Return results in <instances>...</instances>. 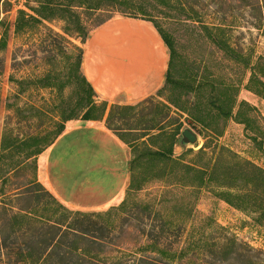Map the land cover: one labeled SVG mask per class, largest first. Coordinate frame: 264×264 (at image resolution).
<instances>
[{
    "label": "trees",
    "instance_id": "obj_1",
    "mask_svg": "<svg viewBox=\"0 0 264 264\" xmlns=\"http://www.w3.org/2000/svg\"><path fill=\"white\" fill-rule=\"evenodd\" d=\"M34 1L37 6L30 7L31 12L18 9L11 23L0 20V51L7 48L11 26L13 34H18L35 29L44 21L58 18L64 22L65 35L75 36L84 43L90 32L111 19L114 12L145 20L155 28L168 54L164 80L155 93L162 95L163 91H166L167 103H163L164 107H173L186 113L191 119H187L191 128L199 129L198 126H201L207 131L205 142L195 154L207 155L206 148L211 140L223 133L230 119L243 124L245 130L249 131V138L264 151V119L256 115L255 106L237 98L246 71L249 76L245 87L264 98V58L258 56L252 60L224 40L221 36L223 27L201 23L204 32L203 43L208 49L206 56L197 63L190 62L189 66L182 67L176 38L169 27L162 25L160 17L181 21L182 16L187 19L190 13L184 8L178 15L168 13L169 6H173L170 0H159L151 5L149 10V7H146L149 3L142 7L141 3L134 0ZM159 3L167 9H159ZM137 5L140 6L139 14L147 18L132 13ZM172 21L169 20L168 23ZM49 30L55 39L65 38L64 35ZM74 48L76 52L66 54L62 65L56 55H50L47 63L49 68L34 80L40 87H56L57 83L54 82H61L60 93L57 95L61 104L65 102L62 91L67 85L70 89L67 102L73 105L72 108L67 111L57 105V119L51 117V131L44 137H19L12 135L9 128L1 134L0 264H108L110 261L112 264H125L127 259H130L132 264H180L197 255L189 251L194 241L187 238L189 248L175 246L173 242L175 244L179 240L182 225H192L194 222L193 201L186 200L185 197L197 194L201 188H208L216 197L232 207L250 212L255 223L264 225V168L249 159L241 158L222 145H217L213 157H208L205 162L184 161L182 156L174 157V148L180 144L182 122L167 129L162 121H152L144 130L157 128V131L153 134H140V138L146 136V139L141 141L142 150L156 161L159 171L157 177L161 179L162 186L154 193L152 204L144 203L141 206L142 214L137 213L133 217L136 224H131L129 228L136 232H132L135 240L131 244H117L114 241V227L97 219L101 216L100 212L67 207L45 189L37 177L25 178L9 189L11 174L23 168L27 162L33 164L37 171V156L59 137L69 120L104 119L109 130L124 143H129L125 138L126 133L123 132H128L134 127L120 131L121 129L113 127L111 120L115 115L125 119L127 114H132L131 111L136 108L135 103L118 105L115 101L109 104L107 100L99 99L82 70L83 48L80 45H74ZM225 67L238 72L236 81L223 78ZM29 80L27 77H15L11 73L8 81L13 88L3 99L0 95V106L3 102L4 108L11 111L15 118H27L36 112L43 113L36 105L21 103L29 88ZM189 98H192L190 104ZM251 122L255 125L252 126ZM185 151L190 152L192 149ZM135 161L136 159L128 160L129 171L134 168ZM134 181V176L131 175L119 208L125 207L132 190L136 188ZM33 185L37 186V189H34ZM175 186L185 189L183 195L173 193ZM41 191L56 202L54 209L39 207ZM25 197H30L36 202L27 208L16 207V210L10 204ZM172 228H175L176 232L172 235L174 237L170 238L169 230ZM169 239L172 243L168 241L167 245ZM216 246L224 259L221 256L210 257L199 261L198 264H224L232 258L242 264H264V260L255 258L249 250L237 243L234 237L224 235L221 243Z\"/></svg>",
    "mask_w": 264,
    "mask_h": 264
},
{
    "label": "rangeland",
    "instance_id": "obj_2",
    "mask_svg": "<svg viewBox=\"0 0 264 264\" xmlns=\"http://www.w3.org/2000/svg\"><path fill=\"white\" fill-rule=\"evenodd\" d=\"M134 1L141 3L142 7L149 3L146 6L147 8L149 7V10L151 5L156 4L159 0ZM170 3L173 6H169L168 9L161 3L158 4V7L161 10L167 9L168 13L174 15L182 13L183 8L190 13L189 18L185 19L182 16L184 20L181 18V21L160 17L162 25L169 27L176 38L180 53L179 61L182 67L189 66L190 62L197 63L198 60L206 56L208 49L205 48L203 43L204 32L201 23L223 27L222 38L251 57L252 60L258 56L264 58V0H170ZM139 5L134 8L132 13L147 18V16L139 14ZM35 6H37V3L34 0H0V20L11 23L18 9H25L31 12L30 7ZM111 15L113 17L124 16V14L119 12H114ZM169 20L173 21L168 23ZM63 26L64 22L58 18L44 21L39 27L18 34H13L11 26L7 48L0 51V95L3 99L12 90L13 85L8 81V76L11 73L15 77H27L30 79L29 88L21 103L27 102L36 105L42 109L43 113L36 112L33 116L30 115L27 118H15L12 116L11 111L4 108L2 102L0 106V137L2 132L5 129L8 130V128L11 130L12 135L19 137L27 138L30 135H42L44 137L51 131V117L57 119V105H61L67 111L72 108L73 105L67 102L70 94V89L67 85L64 86L62 91L65 102L61 104L57 96L60 93L59 85L62 84L61 82L55 81L54 83H57L56 87H40L34 83V80L49 68L47 63L50 55H56L62 65L64 64L62 60L65 59L66 54L76 52L74 45L82 46L83 43L76 39L75 36L65 35ZM48 28L53 33L64 35L65 38L55 39ZM225 63H228V61H225ZM225 69L226 73L223 78L227 81H234L238 72L229 70V67H225ZM200 73H202V70ZM248 76L249 73L246 71L243 75L237 98L238 100H246L250 105L255 106L256 115L264 119V98L245 87ZM166 95V91H163L162 95L154 93L146 99L136 102V108L131 111L132 114H127L128 116L125 119H120L115 115L111 120L113 127L121 129L120 131H124L123 129L128 127L135 128L123 133H126L125 138L129 140L128 144L125 143L129 159H136L134 168L129 171V177L131 175L134 176V182L138 189L132 190L124 208H119V205L125 196V192L118 201L93 211L101 213V216L97 217V219L114 227V241L120 245L131 244L135 240V235L133 234L135 230L131 231L132 229L129 228L131 224H136L133 217L137 213L142 214L143 209H141V206L147 202L151 203L154 193H157L162 186L161 179L157 177L159 171L156 161L152 159L149 153L142 150L141 141L146 139V136L140 138L142 132L153 134L157 131V128L148 131L144 130L152 121H162L167 129L174 128L175 125L182 122L183 129L189 128L195 133L197 137L195 143L182 142L180 135V144L174 148V157L182 156L184 161L205 162L208 161V157H213L215 149L217 150V145H222L237 153L241 158L249 159L264 168V151L260 150L249 138V131L245 130L244 125L232 119L227 122L223 133L211 140L209 147L206 148L207 155H196V151L206 140L207 131L201 126H198L199 129L191 128L188 125V120L191 121V119L190 117L188 118L186 113L173 107L170 109L164 107L163 103H167ZM191 101L192 98H189L188 104ZM117 104L123 105V102L118 101ZM77 123L82 125L83 122L78 119L69 120L66 122V127ZM251 125L254 126V122H251ZM188 148H191L192 151H185ZM34 168L33 164L27 162L23 168L13 172L8 188L16 186L25 178H38L37 171ZM53 174H55L53 177L56 178V186L60 185V175L54 171ZM32 187L37 189L35 185ZM184 190L183 187L175 186L173 193L180 196L183 195ZM39 194V207L54 209L56 202L52 197L42 191ZM185 199L193 201L194 222L192 225H182L178 243L175 242L174 244L173 242V245L189 248L187 245L188 239L194 241L195 243L191 244L189 251L197 255L190 260H184L180 264H198L199 261L210 259V257L221 256L223 258L216 244L221 243L224 235L234 237L237 243L249 250L255 258L264 260V225L255 223L250 212L232 207L216 197L208 188H201L197 194L187 195ZM34 202H36L34 199L25 197L14 200L10 204L16 210V207L27 208ZM133 211L136 213L133 214ZM178 215L181 216L183 214ZM219 227H222L223 230ZM169 231H171L169 233L170 238L174 237L172 235L176 232V229L172 228ZM170 240H167V245ZM127 260L125 264H132L130 259ZM108 264H112V262L110 261ZM224 264L242 263L232 258L226 260Z\"/></svg>",
    "mask_w": 264,
    "mask_h": 264
},
{
    "label": "crops",
    "instance_id": "obj_3",
    "mask_svg": "<svg viewBox=\"0 0 264 264\" xmlns=\"http://www.w3.org/2000/svg\"><path fill=\"white\" fill-rule=\"evenodd\" d=\"M82 70L98 98L133 104L162 85L165 44L147 21L113 17L82 44ZM70 124L37 158L43 186L69 208L96 210L118 201L129 179L126 144L102 120ZM53 171L60 175L56 186ZM68 178V179H67Z\"/></svg>",
    "mask_w": 264,
    "mask_h": 264
},
{
    "label": "water",
    "instance_id": "obj_4",
    "mask_svg": "<svg viewBox=\"0 0 264 264\" xmlns=\"http://www.w3.org/2000/svg\"><path fill=\"white\" fill-rule=\"evenodd\" d=\"M181 137H182V142L186 141V142H190V143H195L197 140L195 133L192 132V130L189 128H184L181 131Z\"/></svg>",
    "mask_w": 264,
    "mask_h": 264
}]
</instances>
